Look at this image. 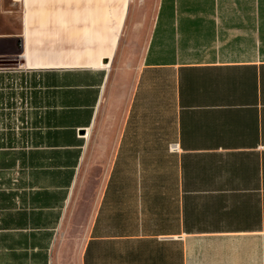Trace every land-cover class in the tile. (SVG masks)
Returning <instances> with one entry per match:
<instances>
[{
  "label": "crops",
  "instance_id": "1",
  "mask_svg": "<svg viewBox=\"0 0 264 264\" xmlns=\"http://www.w3.org/2000/svg\"><path fill=\"white\" fill-rule=\"evenodd\" d=\"M77 187V264H264V0H0V264Z\"/></svg>",
  "mask_w": 264,
  "mask_h": 264
},
{
  "label": "rangeland",
  "instance_id": "2",
  "mask_svg": "<svg viewBox=\"0 0 264 264\" xmlns=\"http://www.w3.org/2000/svg\"><path fill=\"white\" fill-rule=\"evenodd\" d=\"M12 9H15V8H12ZM116 67H117V60H114V62L109 68L111 69V73H114ZM86 186L91 187L92 182L86 181ZM79 193H80L79 188L77 187V190L75 191V194L70 203L71 206H70V213L67 218L68 221L64 226H62L61 230L59 231V235H58L59 238H58V245H57V252H58L57 264H77L78 256L80 254L79 249H80L81 242L83 239V234L85 231V228H84L85 214L81 213V216L79 214V204H78L79 203V197H78ZM81 204L84 206L83 207L85 209L84 212L88 210L89 206L88 204L84 203V198H82Z\"/></svg>",
  "mask_w": 264,
  "mask_h": 264
},
{
  "label": "water",
  "instance_id": "3",
  "mask_svg": "<svg viewBox=\"0 0 264 264\" xmlns=\"http://www.w3.org/2000/svg\"><path fill=\"white\" fill-rule=\"evenodd\" d=\"M19 54V52L17 53V55Z\"/></svg>",
  "mask_w": 264,
  "mask_h": 264
},
{
  "label": "bare ground",
  "instance_id": "4",
  "mask_svg": "<svg viewBox=\"0 0 264 264\" xmlns=\"http://www.w3.org/2000/svg\"><path fill=\"white\" fill-rule=\"evenodd\" d=\"M16 1H18V0H16Z\"/></svg>",
  "mask_w": 264,
  "mask_h": 264
}]
</instances>
